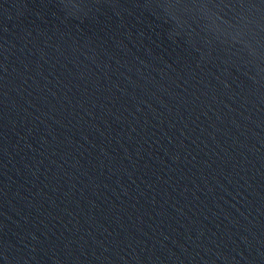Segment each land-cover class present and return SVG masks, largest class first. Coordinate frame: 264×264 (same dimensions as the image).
Here are the masks:
<instances>
[{
    "label": "water",
    "instance_id": "water-1",
    "mask_svg": "<svg viewBox=\"0 0 264 264\" xmlns=\"http://www.w3.org/2000/svg\"><path fill=\"white\" fill-rule=\"evenodd\" d=\"M0 264H264V0H0Z\"/></svg>",
    "mask_w": 264,
    "mask_h": 264
}]
</instances>
